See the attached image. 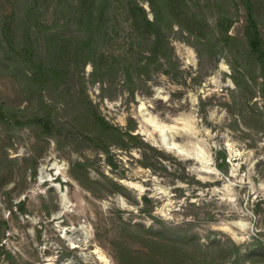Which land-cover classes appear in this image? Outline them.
Here are the masks:
<instances>
[{"label":"rangeland","instance_id":"1","mask_svg":"<svg viewBox=\"0 0 264 264\" xmlns=\"http://www.w3.org/2000/svg\"><path fill=\"white\" fill-rule=\"evenodd\" d=\"M142 4L152 18L149 4ZM122 11L124 31L117 43L126 46L122 39L129 28ZM209 20L215 24L213 16ZM241 23L242 18L236 21L231 35ZM177 30L170 46L180 73L172 68L170 75L142 79L133 98L122 93L120 84L103 93L100 84L89 85L102 115L140 141L128 149L110 147L116 167L107 164L102 152L96 158L92 149L60 148L30 129L0 132V264H119L115 241L129 240L124 225L158 232L159 220L167 228L188 229L203 244L217 239L225 249L231 241L242 255L255 252V263L242 264L264 263L259 70L246 68L249 89L236 74L244 63L235 51L220 53L214 70L208 64L201 67L195 47ZM0 91L16 99L15 84L2 77ZM146 119L174 127L169 142L190 156L167 150ZM85 157L93 161L87 177L72 170ZM144 197L152 200L151 207H145ZM136 233L140 239L131 247L142 251L145 234L142 228Z\"/></svg>","mask_w":264,"mask_h":264},{"label":"trees","instance_id":"2","mask_svg":"<svg viewBox=\"0 0 264 264\" xmlns=\"http://www.w3.org/2000/svg\"><path fill=\"white\" fill-rule=\"evenodd\" d=\"M143 2L149 4L152 18ZM120 10L129 28L122 39L126 46L117 43L124 31ZM209 16L215 18L214 25ZM175 27L176 34L195 47L201 67L208 64L214 70L220 53L235 51L244 63L236 74L250 89L244 72L256 66L264 98V0H0V77L16 86V99L0 91V132L30 129L38 139H54L60 148L92 149L96 158L102 152L107 164L116 167L110 147L128 149L140 141L102 115L90 98L89 85L100 84L103 93L120 84L122 93L133 98L142 79L170 75L172 68L178 71L170 46ZM234 80L240 87L239 79ZM92 163L85 157L74 163L73 173L87 177ZM143 202L152 206L147 197ZM157 222L158 232L124 225L129 240L115 241L119 264L255 263V252L242 255L234 242L225 249L217 239L203 244L188 229ZM138 228L145 234L142 251L131 247L140 239ZM260 259L264 262V255Z\"/></svg>","mask_w":264,"mask_h":264},{"label":"bare ground","instance_id":"3","mask_svg":"<svg viewBox=\"0 0 264 264\" xmlns=\"http://www.w3.org/2000/svg\"><path fill=\"white\" fill-rule=\"evenodd\" d=\"M146 122L149 123L154 128V130L159 133V135L161 137L162 145L167 150L175 151L176 153H178L180 155L190 156L187 153L185 154L184 151L180 150L179 147H177V145L169 142L168 132H172L175 129L174 127L167 126L164 124H159L156 121L154 122L151 119H146Z\"/></svg>","mask_w":264,"mask_h":264}]
</instances>
